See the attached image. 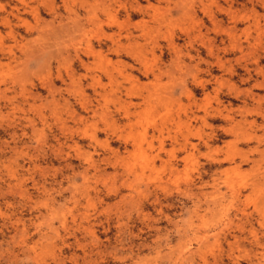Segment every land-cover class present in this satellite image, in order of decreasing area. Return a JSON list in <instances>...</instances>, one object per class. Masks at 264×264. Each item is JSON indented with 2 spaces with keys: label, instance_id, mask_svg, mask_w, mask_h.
<instances>
[{
  "label": "rangeland",
  "instance_id": "obj_1",
  "mask_svg": "<svg viewBox=\"0 0 264 264\" xmlns=\"http://www.w3.org/2000/svg\"><path fill=\"white\" fill-rule=\"evenodd\" d=\"M0 7V264H264V0Z\"/></svg>",
  "mask_w": 264,
  "mask_h": 264
},
{
  "label": "bare ground",
  "instance_id": "obj_2",
  "mask_svg": "<svg viewBox=\"0 0 264 264\" xmlns=\"http://www.w3.org/2000/svg\"><path fill=\"white\" fill-rule=\"evenodd\" d=\"M136 7V6H135ZM1 8V7H0ZM2 8H3V6H2ZM1 10V9H0ZM2 10H4V9H2ZM34 10V9H33ZM12 14V13H11ZM127 15V14H126ZM17 19V18H16ZM5 20V19H4ZM10 24V23H9ZM8 26V25H7ZM9 28V27H8ZM13 32V31H12ZM11 33V32H10ZM13 39H15V38H13ZM127 115V114H126ZM93 138V137H92ZM96 140V139H95ZM238 194V193H237Z\"/></svg>",
  "mask_w": 264,
  "mask_h": 264
}]
</instances>
